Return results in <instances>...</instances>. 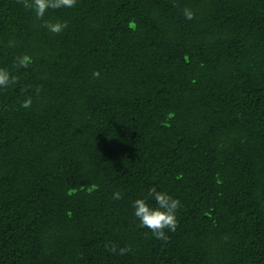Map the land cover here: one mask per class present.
Masks as SVG:
<instances>
[{"label":"trees","instance_id":"obj_1","mask_svg":"<svg viewBox=\"0 0 264 264\" xmlns=\"http://www.w3.org/2000/svg\"><path fill=\"white\" fill-rule=\"evenodd\" d=\"M44 20L68 27L0 0L18 77L0 88V264H264V0H78ZM150 187L181 202L167 243L133 215Z\"/></svg>","mask_w":264,"mask_h":264},{"label":"clouds","instance_id":"obj_2","mask_svg":"<svg viewBox=\"0 0 264 264\" xmlns=\"http://www.w3.org/2000/svg\"><path fill=\"white\" fill-rule=\"evenodd\" d=\"M23 7L35 13L37 20H43V27L54 34L62 33L67 27V21H50L44 20L46 12L49 9H72L77 6L78 0H17ZM183 15L186 19H194V13L189 8L182 9ZM9 47H15L13 41H9ZM33 63L32 57L23 54L15 58L14 67L27 69ZM93 76L98 78L99 72H93ZM18 83V77L9 72L6 68H0V88L7 89ZM38 95L40 89L37 88ZM32 105V98L27 97L21 102V107L30 108ZM114 199H122L119 191L113 193ZM148 198L155 202V207L149 205ZM181 207L179 199L174 198L164 191H157L156 187H150L146 198H137L132 202L134 210L133 215L139 221V228L147 229L151 232L152 237L161 240L164 243L169 241L167 232H175L178 227L177 211ZM145 237L148 233H144ZM105 249L115 254L117 250L121 256L126 255L131 251V246H125L118 249L114 243H106Z\"/></svg>","mask_w":264,"mask_h":264}]
</instances>
